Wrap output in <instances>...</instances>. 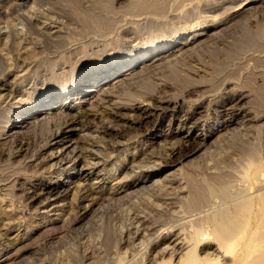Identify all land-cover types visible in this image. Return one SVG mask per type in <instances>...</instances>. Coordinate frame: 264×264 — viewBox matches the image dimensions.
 Wrapping results in <instances>:
<instances>
[{
	"label": "rangeland",
	"instance_id": "374dc122",
	"mask_svg": "<svg viewBox=\"0 0 264 264\" xmlns=\"http://www.w3.org/2000/svg\"><path fill=\"white\" fill-rule=\"evenodd\" d=\"M109 1L112 12H97L113 21L107 30L99 32L89 31L72 13L47 0H25L18 6L20 9L0 15L2 121L17 108L25 109L39 101L50 89L68 87L76 76L100 59L107 61L117 54L138 52L156 37L158 41L187 37L191 30L205 24L214 26L219 20L223 24L216 26V30L222 31L214 39L213 36L207 39L205 30L197 31L207 42L177 61L176 76L167 67L149 69L151 72L146 70L138 80L118 87L110 100L90 105L77 103L69 110L70 116L77 120L70 128L56 120L45 128L35 126L23 133L0 136V264H157L176 249L177 254L171 260L175 264L191 248L187 244L181 247L180 240L191 242L204 231L215 237L210 219L225 202L223 199L234 203L237 198L238 201L254 198L256 189L250 173L264 162V121L257 118L264 111V6H253L246 15L228 21L245 2L252 0H159L157 10L138 11H131L129 5L141 0ZM80 2L83 8L94 3L93 0ZM242 26L263 36L235 47ZM56 33L62 35V40L55 37ZM138 91L142 93L128 102L120 98L124 92ZM236 93L246 95L243 106L248 111L233 117L237 122L235 128L226 127L227 116H222L221 108L223 104L228 106ZM139 103L147 104L149 111L142 119L137 112L129 110ZM182 120L186 123L180 131ZM194 121L197 123L194 136L186 140L188 126ZM3 125L0 123V131ZM207 128L211 129L212 138L202 150L155 177L156 183L144 182V176L152 173L155 166L183 158ZM61 129L67 130L63 137L65 145L70 146L57 152L56 156L62 153L64 157L60 165L57 158L48 160L47 155L52 148L56 151V145L49 143L55 141L50 142ZM79 152L84 157L73 161ZM188 159L190 162H186ZM93 162L100 163L95 166L92 181H101V191L92 213L82 214L86 203L81 199L84 193L81 187L76 189L73 185L65 197L43 209L30 198L50 180L63 179V169L78 173L81 168L88 170ZM126 165L130 166L127 170ZM259 175L264 182V171ZM206 181L216 190L226 185L228 197L218 196L216 202L208 201L203 186ZM114 185L129 189L127 195L110 194ZM135 190L140 191L135 193ZM259 217L253 213L251 224L240 235L245 243L236 245L235 250L229 248L232 253L227 258L221 256L222 248L214 241L205 245L202 242L196 249L197 255L202 258L209 252L218 259L204 260L201 264H264V253L263 259L253 255L260 245L254 238L259 230Z\"/></svg>",
	"mask_w": 264,
	"mask_h": 264
},
{
	"label": "bare ground",
	"instance_id": "6f19581e",
	"mask_svg": "<svg viewBox=\"0 0 264 264\" xmlns=\"http://www.w3.org/2000/svg\"><path fill=\"white\" fill-rule=\"evenodd\" d=\"M25 0H0V15H8L12 10H15V8H19L18 6H20V3H23ZM50 3H52V5H58V7L60 6L62 11L65 12V10H67V12L69 11L70 13H72L74 15V17H76L77 19H79L81 21V23L84 25L85 28L89 29V31H103V30H107L110 26H111V19H109L108 17H106L103 14H98L97 11L100 12H112V4H110L109 0H99V1H95L93 0L92 6H90L89 8H83L84 6H81V2L80 0H47ZM132 1V0H130ZM142 1V0H141ZM140 3H136V4H131L129 5V8L132 10H136L137 11L142 8H147V9H158L157 7H159V0H145L144 2ZM194 1V0H193ZM166 2V1H165ZM132 3V2H131ZM135 3V2H134ZM242 4V3H241ZM23 5V4H22ZM21 5V6H22ZM87 5V4H86ZM91 5V4H89ZM88 5V6H89ZM165 5V4H164ZM24 6V5H23ZM162 6V4H161ZM253 6H257V7H263L264 6V0H252V1H247L243 4V6L240 8V10L238 11L237 14L232 15V17H230V19H228V21L233 20L236 18V16H239L241 14H247L248 12H250L251 9H253ZM256 7V8H257ZM39 8V7H38ZM20 9V8H19ZM127 9V8H126ZM146 9V10H147ZM165 9V8H164ZM28 10V9H27ZM30 10V9H29ZM114 10V8H113ZM53 11V10H52ZM129 11V10H128ZM258 11V10H257ZM20 12V11H19ZM97 12V13H96ZM126 12V11H125ZM149 12V11H148ZM156 12V11H155ZM63 13V12H62ZM116 13V12H115ZM138 13V12H137ZM147 13V12H146ZM254 13V12H253ZM128 14V13H127ZM245 14V15H246ZM1 15V16H2ZM109 15V14H108ZM114 15V14H113ZM130 15V14H129ZM134 15V14H133ZM146 15V14H145ZM245 15H243L245 17ZM71 16V15H70ZM142 16V15H141ZM180 16V15H179ZM251 16V15H250ZM112 17V16H110ZM114 17V16H113ZM248 17V15H247ZM9 18V17H7ZM6 18V19H7ZM239 18V17H238ZM120 19V18H119ZM224 19V18H223ZM249 19V18H248ZM142 20V19H141ZM149 20V19H148ZM237 20V19H236ZM78 21V20H77ZM122 21V19H121ZM127 21V20H126ZM220 21V20H219ZM219 21L217 22V24L219 23ZM246 21V20H245ZM64 22V21H63ZM75 22V21H74ZM155 22V21H154ZM225 22V21H224ZM227 22V21H226ZM225 22V23H226ZM236 22V21H235ZM242 22V21H240ZM244 22V20H243ZM149 23V21L147 22ZM166 23V22H165ZM164 23V24H165ZM213 23V22H212ZM245 23V22H244ZM243 23V24H244ZM48 24V23H47ZM136 24V23H135ZM203 25L201 27H199L198 29H193L191 30V32L188 34L187 37L184 36H178L173 39V40H162V41H158L156 39H158V37H156V35H154L153 37L155 38V41H153L148 47H144V48H140L138 50V52H133L131 54L128 55H119L117 54L116 57H112V59L104 61V59H100V61L95 65V66H88V68L85 70V72L82 75H78L76 76L72 82L70 84H68V87H64L62 90H52L50 89L49 91H47L46 93H44L41 97V99L39 101H35V103H30L29 105H27V107L25 109H16V111L11 113V116L7 119H3L4 121H2L1 119L3 118V115H0V123H4L3 125V129L2 131H0V136L4 135V134H19V133H23L26 130L35 127V126H41L44 127L48 126L50 123L52 122H56V120L61 121L62 126L66 127H71L72 124H74L77 120L74 119V116H70L69 110L74 108L76 106L77 103H82L83 104H92L95 101L98 102H103L104 100H110L113 96H114V92L118 87H121L122 85L125 84H130L132 82H134L137 78L141 77V75L149 69H156V68H160V67H167L170 70H172L173 72V76H176V69H175V64L177 63V61L179 59H181V57L194 49L196 46L197 48L199 47V45L201 43H203L204 41L201 39V35L202 33H198L197 31L199 30H205V34H206V38L209 39L208 37L213 39L215 38L214 35L216 33H218V31L220 30H216V26L222 25V21L221 23H219L218 25ZM228 24V23H227ZM233 24V23H232ZM241 24V23H240ZM242 24V25H243ZM35 25V24H34ZM152 25V24H151ZM58 26V25H57ZM148 26V25H147ZM226 26V25H225ZM229 27V25H227ZM235 26V25H232ZM238 26V25H236ZM53 27V26H52ZM64 27V26H63ZM155 27V26H154ZM208 27H210L209 30H206ZM240 27V25H239ZM153 28V27H152ZM221 29H223L222 27H220ZM227 28V27H226ZM231 28V25H230ZM191 29V28H190ZM229 29V28H228ZM112 30V29H111ZM216 30V31H215ZM230 30V29H229ZM232 30V29H231ZM235 30V29H234ZM6 31V30H5ZM60 31V30H58ZM222 31V30H220ZM225 31V29H224ZM72 32V31H71ZM79 32V31H78ZM153 32V31H152ZM160 32V31H159ZM227 32V31H226ZM235 32V31H233ZM47 33V32H46ZM210 33V34H208ZM222 33V32H219ZM225 33V32H223ZM57 34V33H56ZM93 34V33H92ZM100 34V33H99ZM105 34V33H104ZM185 34V33H184ZM204 34V33H203ZM260 32H254V30L250 31L248 30L246 27L242 26V30L240 32V35L236 38L235 43L233 46H240L244 43H251V40H253L256 36H259ZM79 35V34H78ZM85 35V34H84ZM101 35V34H100ZM62 35H59V33L55 36L56 38H59V41L62 40ZM217 36V35H216ZM223 36V35H221ZM241 36V37H240ZM261 36V35H260ZM263 36V35H262ZM261 36V37H262ZM70 37V36H68ZM218 37V36H217ZM65 38V37H64ZM219 38V37H218ZM258 38V37H256ZM44 39V38H43ZM148 39V38H147ZM204 39V38H203ZM41 40V39H40ZM152 40V39H151ZM212 39H210L211 41ZM256 40V39H255ZM258 40V39H257ZM261 40V39H260ZM43 41V40H42ZM51 41V38H50ZM73 41V40H72ZM209 41V40H208ZM254 41V40H253ZM146 42V41H145ZM144 42V43H145ZM207 42V40L205 41ZM232 42V41H231ZM205 44V43H204ZM202 44V45H204ZM206 45V44H205ZM231 45V43H230ZM232 47V46H231ZM5 48V47H4ZM203 48V47H202ZM226 49V48H225ZM234 49V48H233ZM195 50V49H194ZM55 51V50H54ZM193 51V50H192ZM191 51V53H192ZM228 51V50H226ZM233 52V51H232ZM43 53V52H41ZM123 53V52H122ZM53 54V53H51ZM17 55V54H16ZM48 55V54H47ZM113 55V54H112ZM182 57V58H183ZM106 58V57H105ZM2 60V59H1ZM232 60V59H231ZM180 61V60H179ZM32 62V61H31ZM227 62V61H226ZM3 63V62H2ZM179 63V62H178ZM215 63V61H214ZM224 63V62H223ZM54 64V63H53ZM219 65V64H218ZM217 65V66H218ZM222 65V64H221ZM219 65V66H221ZM1 66V65H0ZM2 67H0L1 70ZM8 69V68H7ZM161 69V68H160ZM6 70V69H5ZM82 70V69H81ZM3 71V70H2ZM147 71V72H148ZM7 72V71H6ZM151 72V71H149ZM181 72V71H180ZM185 73V72H184ZM149 74V73H148ZM147 74V75H148ZM182 74V73H181ZM152 75V74H151ZM186 75V74H185ZM2 77V76H1ZM179 79V78H178ZM138 80V79H137ZM181 80V79H180ZM184 81V80H183ZM11 83V82H10ZM182 83V82H181ZM67 86V85H66ZM2 90V89H1ZM241 90V89H240ZM131 91V90H130ZM122 93V92H121ZM142 93V91H138L136 93H123L122 96L120 97L121 100L123 102H128L130 101L134 96H136L137 94ZM120 94V93H119ZM232 97V96H231ZM138 98V97H137ZM246 98V95H244L243 93H236V95L234 97H232L229 102H228V106H226V104H223L222 106V116H227L225 124L226 127H234L235 123L237 124V122L235 121V119H233L234 116L241 114V113H245L247 112L244 109L243 106V100ZM146 100V99H145ZM118 101V100H117ZM121 101V102H122ZM133 102V101H132ZM146 102V101H145ZM103 104V103H101ZM111 105V104H110ZM114 105L116 106L117 104L114 103ZM147 104H141L139 103L136 106H132L129 110L132 112H137L136 114L138 115V117L140 116V118H145L149 115V111L148 108L146 106ZM130 106V105H129ZM128 106V107H129ZM221 106V105H220ZM123 108V107H121ZM108 112V111H107ZM134 112V113H135ZM249 113V112H248ZM1 114V113H0ZM8 114V113H7ZM133 114V113H132ZM90 115V114H89ZM94 115V114H93ZM136 115V116H137ZM129 116V115H128ZM133 116V115H132ZM135 116V117H136ZM6 117V116H5ZM190 117V115L188 116ZM121 119H123L122 117H120ZM137 118V117H136ZM258 120L263 119L264 121V111L262 114L258 115ZM197 121V120H196ZM83 123V122H82ZM186 123V121H181V125L178 128L179 130L183 127L182 125H184ZM2 125V124H1ZM197 123L191 122V125L188 126L189 130L186 132L185 135V139L189 140L190 138H192L193 135V129L194 127H196ZM225 127V129H226ZM109 128V126H108ZM223 128V127H222ZM235 128V127H234ZM238 128V127H237ZM74 129V128H71ZM230 128H227V130ZM57 130V129H56ZM206 131L199 134L198 138H197V142L195 143V145L193 147H191L188 151H186L187 153L184 155L183 158L177 159V160H172V161H165L163 160V162L165 161L166 164H161L160 166H155V164L153 166H155L156 168H154L155 170L152 173L148 172V175L144 176V182L145 183H156L157 179H155V177H157L158 175L165 173L166 171H168L171 167H174L175 165L181 163L183 160H185L190 154L198 152L200 150H202L206 144H208V141L212 138V131L211 129H205ZM67 131L66 129H61L60 131H58L56 133V136H54L53 138H51V141H54L52 144L49 143V145H56L57 148L56 151L52 149H50L51 151L49 152V154L47 156H49L48 160H52L54 158H57L58 161H60V165L63 164L61 161V155L62 153H59V155L56 156L57 152L60 150L62 151L64 148L66 149L68 146L65 145L66 140L64 139L65 137H63L64 132ZM70 132V130H68ZM181 131V130H180ZM220 131V130H219ZM178 132V131H177ZM229 132V131H227ZM233 132V130H232ZM55 133V132H54ZM66 133V132H65ZM68 133V132H67ZM220 135V134H219ZM217 135L219 138L220 136ZM225 135V134H224ZM51 137V136H50ZM225 137V136H224ZM56 138H59L56 141ZM84 138V137H83ZM227 138V137H226ZM217 139V138H216ZM215 140V139H214ZM213 140V142H214ZM222 140V139H221ZM72 141V140H71ZM73 142V141H72ZM186 142V141H185ZM216 142V141H215ZM211 143V142H210ZM170 144V143H169ZM172 146V145H171ZM241 146V145H240ZM171 148V147H170ZM174 148V147H173ZM242 148V147H240ZM81 149V148H80ZM110 150V148H109ZM254 150V149H253ZM82 153L85 152L83 150H81ZM249 151V149H248ZM89 152V151H88ZM251 152V150H250ZM99 153V151H98ZM173 153V152H171ZM175 153V152H174ZM177 153V152H176ZM244 153V152H243ZM84 154V153H83ZM89 154V153H88ZM159 154V153H158ZM251 154V153H250ZM86 155V154H85ZM144 155V154H143ZM200 155V154H199ZM242 155V154H241ZM255 155V154H254ZM32 156V155H31ZM63 156V155H62ZM84 157L81 155V153L79 152L78 155L75 157V159L73 161H76V159L81 160V158ZM93 157V156H92ZM150 157V156H149ZM43 158V157H42ZM66 158V157H65ZM145 158V157H144ZM263 158V157H262ZM44 159V158H43ZM64 160V157L62 158ZM85 159V158H84ZM83 159V160H84ZM94 159V158H93ZM149 159V158H148ZM253 159V158H252ZM260 159V158H259ZM96 160V159H95ZM102 160V159H101ZM146 160V159H145ZM192 160V159H191ZM258 160V159H257ZM134 161V160H132ZM161 161V160H160ZM264 161V159H263ZM69 162V161H68ZM83 162V161H82ZM85 162V161H84ZM158 162V160H157ZM186 162H190V160L188 159ZM58 162H56L55 164L53 163V165H56ZM154 163V161H152V164ZM159 163V162H158ZM157 163V165H158ZM162 163V162H160ZM159 163V164H160ZM253 163V162H252ZM75 164V163H74ZM89 164V163H88ZM97 164L100 163H94L87 168L88 170L81 168V170L76 173V172H71L70 169H63V173H65V177L63 179H59V180H50L49 182L45 183L44 185H42L35 193H33V195L30 197L32 198V201L36 202L41 208H46L47 205H49L48 203L52 204V203H56L58 202L61 198L65 197L67 192L71 189V186L73 185V187L80 188V191H82L84 193V196L81 198L82 200L86 201L85 205L82 207V214L85 216L88 213H92V211L94 209H96L97 206V196H100V191H101V181H92L94 177V170L97 169V167H95ZM151 164V165H152ZM192 164V163H191ZM59 165V166H60ZM85 165V164H84ZM135 165V164H134ZM133 165V166H134ZM137 165V164H136ZM135 165V166H136ZM52 166V164H51ZM86 166V165H85ZM144 166V164H143ZM180 166V165H179ZM72 167V166H70ZM142 167V166H141ZM140 167V168H141ZM145 167V166H144ZM150 167V166H148ZM246 167V166H245ZM59 168V167H58ZM130 166L126 165L124 166V169L127 170L129 169ZM132 168V167H131ZM139 169V167H137ZM143 168V167H142ZM147 169V168H146ZM134 170V169H133ZM176 170V169H175ZM246 170V169H245ZM178 171V170H177ZM180 171V170H179ZM229 171V170H228ZM264 171V162L261 163L260 165L255 166L251 173H250V178L252 181V186L255 187V194H254V198L252 199H243V200H239L237 198V202L234 203H230V201L226 200L228 197V189H226V185L224 186H219L220 189H215L217 187H212L211 184L209 182L206 181V185L205 183L203 184V186H205V192L206 194L203 195V197L206 195V197H208L207 199H209L208 201H212L215 198H217L218 196H221L225 199V202H222V206H220L219 211L216 213H213L214 215L211 217H209L210 222L213 224V228L215 229L214 231L215 233V237H211V235L205 233H202L199 237H197V239L193 240H187L184 241L183 239L180 240L182 242H180L179 244H181V247H183L184 244H187V248L190 246L191 248L188 249L187 252L182 253V255L179 257L178 262H176L175 264H201L204 260L205 261H209V260H214L218 259V257L215 255H213V253H205L204 257H199V255H197L196 253V249L198 246L202 245L201 243L203 242V244H207L211 241H214L216 243V245H218L219 248H222V252H221V256H224L225 258H227V254L228 253H232L231 250H235L236 249V245L238 244H243L245 243V239L241 240L242 236H240L246 229L247 226L249 227V225L251 224V217L253 216V213L260 215L258 221H257V225L259 226V230L257 231V234L255 235V240L260 242L259 245V249H257V252L255 254H253L254 256H259L263 259V253H264V182L263 180L260 179V172ZM128 173V172H127ZM175 173V172H174ZM177 174V173H176ZM191 174V173H190ZM222 174V173H221ZM129 175V174H128ZM166 175V174H165ZM215 176V175H214ZM167 177V176H166ZM193 176H191L192 178ZM221 177V176H220ZM219 177V178H220ZM74 178H77V181L74 180ZM169 178V177H168ZM174 178V177H173ZM222 178V177H221ZM212 179L213 176H212ZM263 179V177H262ZM191 181L193 179H190ZM206 179H204L205 182ZM223 180V179H222ZM118 181V180H117ZM167 181V180H166ZM189 181V180H188ZM195 181V180H194ZM211 181V179H210ZM218 181V180H216ZM221 181V180H219ZM119 182V181H118ZM197 182V181H196ZM191 183V182H190ZM215 183V181H214ZM143 184V183H142ZM193 184V183H192ZM219 184V182H218ZM217 184V185H218ZM227 184V183H226ZM105 185V184H104ZM118 185V184H117ZM114 185L113 187H110V194H122L124 193L125 195H127L128 190L127 188H125L124 186H117ZM133 185V184H132ZM153 185V184H152ZM193 185H196V183H194ZM192 185V186H193ZM215 185V184H213ZM221 185V183H220ZM241 185V184H240ZM239 185V186H240ZM144 186V185H142ZM202 186V185H201ZM147 187V186H146ZM196 187V186H195ZM228 187V186H227ZM231 188V187H230ZM75 189V190H76ZM136 189V188H134ZM140 189V187H139ZM176 189V188H175ZM204 189V188H203ZM138 190V189H137ZM141 190V189H140ZM139 190V191H140ZM132 191V190H131ZM135 190L136 192H139ZM233 191V190H231ZM242 191V190H241ZM176 192V191H175ZM244 193V192H243ZM249 193V192H248ZM74 194V193H73ZM109 194V195H110ZM237 194V193H236ZM247 194V193H246ZM131 195L132 192H131ZM240 195V194H239ZM124 196V195H123ZM251 196V195H249ZM205 197V198H206ZM247 197V196H246ZM79 198V197H78ZM77 198V199H78ZM100 198V197H98ZM128 198V197H127ZM220 198V197H219ZM236 198V197H235ZM243 198V197H242ZM241 198V199H242ZM71 199V198H70ZM122 199V198H121ZM240 199V198H239ZM222 200V201H223ZM72 201V200H71ZM81 201V200H80ZM79 201V202H80ZM207 201V200H206ZM205 201V202H206ZM215 201V200H214ZM217 201V200H216ZM215 201V202H216ZM236 201V200H235ZM78 202V201H77ZM78 202V203H79ZM82 202V201H81ZM179 202V201H178ZM181 202V201H180ZM189 202V201H188ZM170 203V202H169ZM198 203V201H197ZM212 203V202H210ZM71 204V203H70ZM172 204V203H171ZM187 204V203H186ZM58 205V204H57ZM56 205V206H57ZM82 205V204H81ZM21 206V205H20ZM166 206V205H165ZM214 206V204H213ZM213 206H211L213 208ZM219 206V205H218ZM217 206V207H218ZM54 207V206H53ZM150 207V206H149ZM161 207V206H160ZM183 207V206H182ZM210 207V208H211ZM216 207V206H215ZM52 208V207H51ZM103 208V207H102ZM211 208V209H212ZM54 209V208H53ZM214 209V208H213ZM217 209V208H215ZM252 209H255V211H252ZM199 210V209H198ZM210 210V209H209ZM78 211V210H77ZM210 212V211H209ZM213 211H211L212 213ZM114 213V212H113ZM205 213V212H204ZM61 214V213H60ZM204 216V215H203ZM211 216V215H210ZM207 217V216H206ZM83 218V216H82ZM202 218V217H201ZM89 219V218H88ZM182 219V218H181ZM203 219V218H202ZM208 220V219H207ZM7 223V222H6ZM156 223V222H155ZM168 223V222H167ZM200 224V223H199ZM253 224V222H252ZM81 225V224H80ZM175 225V224H174ZM179 225V224H178ZM210 225V224H209ZM254 225V224H253ZM173 226V225H172ZM180 226V225H179ZM208 226V224H207ZM200 227V226H199ZM163 228V227H162ZM166 228V227H165ZM172 228V227H171ZM201 228V227H200ZM254 228V227H253ZM33 229V228H32ZM86 229V228H85ZM145 229V228H144ZM174 229V228H173ZM177 229V228H176ZM209 229V228H208ZM70 230V229H69ZM123 230V229H122ZM179 231V230H178ZM200 232H202L201 230H198ZM122 232V231H121ZM157 232V231H156ZM199 232V233H200ZM208 232V231H207ZM170 233V232H169ZM162 234V233H161ZM187 235V234H186ZM72 237V236H71ZM1 238V237H0ZM132 238V237H131ZM69 239V238H68ZM65 240V239H64ZM104 240V239H103ZM174 240V239H173ZM177 240V239H175ZM174 240V241H175ZM184 241V242H183ZM110 242V241H109ZM132 242V241H131ZM142 242V241H141ZM145 242V241H144ZM156 242V241H155ZM178 242V241H177ZM213 242H211L212 244ZM143 244V243H142ZM147 244V243H146ZM179 244L176 243V246H178ZM50 246V245H49ZM105 246V245H104ZM145 246V245H144ZM167 246V245H166ZM209 246V245H208ZM171 247V246H170ZM180 247V245H179ZM177 247V249L179 248ZM211 247V246H210ZM130 248V247H129ZM176 248V247H175ZM201 249V247H199ZM207 248V247H206ZM230 248V249H229ZM174 249V248H173ZM172 249V250H173ZM199 249V250H200ZM203 249V247H202ZM85 250V249H84ZM181 250V249H180ZM198 250V251H199ZM141 251V250H140ZM163 251V250H162ZM242 251L243 247H242ZM177 252L176 249H174L171 253H169V258H167L166 260H162L161 262H158L157 264H170L172 257L175 256V253ZM219 252V251H218ZM217 252V253H218ZM64 253V252H63ZM62 253V254H63ZM159 253V252H158ZM220 253V252H219ZM162 254V253H160ZM252 255V256H253ZM220 256V257H221ZM42 257V256H41ZM137 257V256H136ZM135 257V258H136ZM145 257V256H144ZM217 257V258H215ZM223 257V258H224ZM114 258V257H113ZM132 258V257H131ZM125 259V258H124ZM6 260V259H5ZM83 260V258H82ZM81 260V261H82ZM138 260V259H137ZM145 260V259H144ZM223 260V259H222ZM13 261V260H12ZM96 261V260H95ZM115 261V260H114ZM124 261V260H123ZM133 261V260H132ZM136 261V260H135ZM226 261V260H225ZM29 262V261H28ZM34 262V261H33ZM113 262V261H112ZM222 262V261H221ZM132 263V262H131ZM137 263V262H136ZM139 263V262H138ZM137 263V264H138ZM4 264V263H2ZM76 264V263H75ZM117 264V263H116ZM135 264V263H133ZM172 264V263H171Z\"/></svg>",
	"mask_w": 264,
	"mask_h": 264
}]
</instances>
